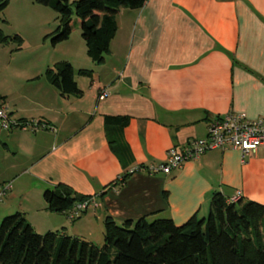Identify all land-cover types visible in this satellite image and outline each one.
Segmentation results:
<instances>
[{
	"label": "crops",
	"instance_id": "1",
	"mask_svg": "<svg viewBox=\"0 0 264 264\" xmlns=\"http://www.w3.org/2000/svg\"><path fill=\"white\" fill-rule=\"evenodd\" d=\"M117 23L102 65L81 45L66 51L76 72L92 71L75 75L80 96H62L41 73L0 91L14 119L44 126L0 130L10 163L3 182L11 185L3 216L19 212L38 234L94 244L106 217L118 224L168 218L180 226L207 217L215 192L264 206V151L242 159L238 150H216L171 174L148 170L170 150L205 138L218 117L264 119V0H148L139 10L122 9ZM106 117L129 118L125 157ZM57 185L94 205L73 220L70 211L49 212L43 195Z\"/></svg>",
	"mask_w": 264,
	"mask_h": 264
},
{
	"label": "trees",
	"instance_id": "2",
	"mask_svg": "<svg viewBox=\"0 0 264 264\" xmlns=\"http://www.w3.org/2000/svg\"><path fill=\"white\" fill-rule=\"evenodd\" d=\"M147 1L78 0L70 4V0H37L58 15L52 45L68 41L78 25L87 56L95 65L105 61L118 30L119 12L139 10ZM7 6L8 0H0V11ZM12 39L17 41L15 50H21L22 38L8 37L0 28L1 45ZM76 73L92 75L86 69L76 72L67 61L49 67L45 75L62 96L78 97L81 91L75 81ZM128 123L127 117L105 118L114 137L112 142L123 157L127 149L122 134ZM78 196L69 187L57 185L46 190L43 198L49 212L63 214L76 203L92 200H78ZM0 264H264V206L242 199L232 203L215 192L207 217L193 216L180 226L168 218L149 220V216H143L118 224L106 217L101 246L65 233L38 234L17 212L0 224Z\"/></svg>",
	"mask_w": 264,
	"mask_h": 264
},
{
	"label": "rangeland",
	"instance_id": "3",
	"mask_svg": "<svg viewBox=\"0 0 264 264\" xmlns=\"http://www.w3.org/2000/svg\"><path fill=\"white\" fill-rule=\"evenodd\" d=\"M75 1L78 0H70V4ZM57 16L55 11L39 4L37 0H8V6L0 11V28L8 37H21L23 43L19 51L15 50L17 41L14 39L6 45L0 44V91H9L15 86L22 87L27 84L24 80L36 73H41L46 78L49 67L68 59V49L74 48L76 51L81 45L85 50L78 25L70 36V43L52 45L51 37L59 24ZM8 158L6 148L0 141V185L6 183L3 179L9 173ZM1 212L0 224L5 218ZM93 243L97 246L103 244L100 232L95 233Z\"/></svg>",
	"mask_w": 264,
	"mask_h": 264
},
{
	"label": "built area",
	"instance_id": "4",
	"mask_svg": "<svg viewBox=\"0 0 264 264\" xmlns=\"http://www.w3.org/2000/svg\"><path fill=\"white\" fill-rule=\"evenodd\" d=\"M108 93L101 90L99 100H104ZM44 127L38 121L21 123L14 119L6 101L0 97V130L11 131L14 129L36 131ZM238 150L242 159L258 151H264V119L251 120L243 115L227 114L212 120L208 125L207 136L203 139L191 140L188 146L181 151L172 149L168 152L163 164L148 168L151 172L171 174L179 169L185 162L195 160L205 153L216 150ZM136 169L128 170L127 174L135 173ZM11 189L10 184L0 186V202L3 196ZM241 200L240 193L230 199V202L237 203ZM94 205L93 200L79 202L74 205L68 216L75 219L88 208Z\"/></svg>",
	"mask_w": 264,
	"mask_h": 264
},
{
	"label": "water",
	"instance_id": "5",
	"mask_svg": "<svg viewBox=\"0 0 264 264\" xmlns=\"http://www.w3.org/2000/svg\"><path fill=\"white\" fill-rule=\"evenodd\" d=\"M77 198H78V200H81L82 199V196L79 195Z\"/></svg>",
	"mask_w": 264,
	"mask_h": 264
}]
</instances>
